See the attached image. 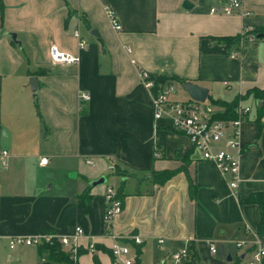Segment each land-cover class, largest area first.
Wrapping results in <instances>:
<instances>
[{"label": "crops", "instance_id": "crops-1", "mask_svg": "<svg viewBox=\"0 0 264 264\" xmlns=\"http://www.w3.org/2000/svg\"><path fill=\"white\" fill-rule=\"evenodd\" d=\"M185 1L190 10L182 8ZM241 1L249 16L211 14L222 0H0V153L8 152L0 155V264H38L36 247L9 249L12 237L70 236L77 227L84 251L77 264H94V257L119 264L103 220L107 184L122 203L109 232L142 240L140 246L121 241L130 248L128 258L135 260L138 249L140 259L168 255L160 263L166 264L191 244L201 264L246 263L249 247L237 250L235 243L253 241L245 228L255 231L259 213L241 202L264 192L257 110L239 126V147L226 149L240 166L233 191L187 137L154 121L139 80L140 71L178 78L207 89L210 101L237 99L238 106L250 102L256 109L253 97H241L264 87V37L254 38L264 29V0ZM76 31L85 41L82 50ZM244 34L247 40H235ZM52 46L80 62L53 65ZM31 77L38 81L36 100ZM175 85L172 99L190 100ZM81 93L89 95L87 102L79 100ZM42 158L46 166L39 165ZM166 171L174 174L159 182ZM102 177L104 185H89ZM92 242L93 254L85 249Z\"/></svg>", "mask_w": 264, "mask_h": 264}, {"label": "built area", "instance_id": "built-area-1", "mask_svg": "<svg viewBox=\"0 0 264 264\" xmlns=\"http://www.w3.org/2000/svg\"><path fill=\"white\" fill-rule=\"evenodd\" d=\"M211 14L224 16H249L250 13L242 10L241 0H222V4L218 8L210 10ZM105 15L115 31H120V26L116 20L114 12L106 8ZM74 36L78 40L77 47L82 50L85 47V41L79 36L78 32H74ZM50 60L53 65L61 67H70L78 65L80 58L77 55L60 52L56 47L52 46L49 52ZM139 80L142 87L149 93L153 110V119L155 122H165L176 133L188 138L194 150H196L201 159L212 165L220 176L226 180L228 186L236 191L241 182L240 166L237 158L232 156L226 149H236L239 147L240 131L239 126L245 120L249 113V108L237 106L234 110L235 119L222 121L215 119V115L219 109L206 101L197 103L193 100L175 101L173 96L177 92L174 83H168L156 88L154 82L150 80V75L144 71L139 72ZM227 85V83H224ZM89 95L85 93L79 94L81 102H87ZM221 148L218 149V146ZM217 148V150H215ZM2 158L8 156L7 151L0 153ZM47 158L39 161L40 166H46ZM105 210L104 225L107 235L112 239L110 246V254L112 258L119 264H133L134 260L128 258L130 248L128 244L121 241L126 240L135 246H140L142 240L137 236H116L109 231L114 219L120 215L122 211V203L117 196L114 186L107 184L104 193ZM248 234L253 236L251 242H236L235 247L241 250L249 247V256L246 264H264V237H260L255 231L245 228ZM83 237V231L77 227L70 236L58 237L53 233H42L37 237H12L8 241L10 250L20 247H39L43 244H52L57 241L62 249L69 253L73 264H77L78 251L80 250V239ZM163 241L159 240L158 244ZM88 253H95V244L89 243L86 246ZM211 254H216L213 245H209ZM187 248H184L172 254L171 260L173 264H179L186 257Z\"/></svg>", "mask_w": 264, "mask_h": 264}, {"label": "trees", "instance_id": "trees-1", "mask_svg": "<svg viewBox=\"0 0 264 264\" xmlns=\"http://www.w3.org/2000/svg\"><path fill=\"white\" fill-rule=\"evenodd\" d=\"M259 34L264 35V29H261L255 32L254 38L256 39V36ZM247 39H248L247 34L235 37V40H237V42L245 41ZM150 80L154 82L156 88L158 86H163L168 83L177 84L181 88L182 85L187 83L186 81L182 79H178V78H162V77H156V76H150ZM249 96L253 97L259 103V106H257L256 108L257 114L254 119V123H255V126L257 128L258 135H259L262 130V118L264 117V87L262 89L249 90L241 98L243 99ZM209 103L219 109V111L215 115V119L222 120V121H229V120H234L236 118L234 114V110L238 106L237 99L229 103L219 102V101H210ZM173 174L174 172L166 171V172L159 174L157 178H159L160 180L159 182H164L168 180ZM189 191H190L189 193L190 198L193 199L194 186L191 180H189ZM84 198H86L85 195H84ZM241 203L255 205L258 208L259 221L256 226L255 232L258 236L264 237V192L252 193L248 195ZM37 253H38L39 258L43 260L42 264H73L69 253L65 252L57 241L53 242L52 244L40 245L39 247H37ZM83 253L84 251L79 250L78 257L82 255ZM239 261H240V258H238L236 262H232L230 264H237ZM93 263L99 264L95 257L93 258ZM133 264H140V251L138 249H137V255H136V258ZM179 264H201L200 258L193 245L190 244L187 247L186 257L182 259V261Z\"/></svg>", "mask_w": 264, "mask_h": 264}, {"label": "water", "instance_id": "water-1", "mask_svg": "<svg viewBox=\"0 0 264 264\" xmlns=\"http://www.w3.org/2000/svg\"><path fill=\"white\" fill-rule=\"evenodd\" d=\"M182 8L186 9V10H190L192 8V5L188 1H185L182 4ZM9 37H10L12 42L16 43L15 35L10 34ZM263 37H264V35L259 34V35L256 36V39H261ZM29 85H30V88H31V91H32V96L31 97H32L33 100H36L37 88H38L37 78L31 77L29 79ZM181 88H182L183 92L188 95L190 100H193V101H195L197 103H204L207 100L208 90L205 89V88H202V87H200L198 85L190 84V83H186V84L182 85ZM105 183H106V180H105V178L102 177V178L98 179L97 181L91 182L89 185L91 187H96V186L104 185ZM227 262H231V258L230 257H227Z\"/></svg>", "mask_w": 264, "mask_h": 264}, {"label": "rangeland", "instance_id": "rangeland-1", "mask_svg": "<svg viewBox=\"0 0 264 264\" xmlns=\"http://www.w3.org/2000/svg\"><path fill=\"white\" fill-rule=\"evenodd\" d=\"M178 94H179V95H180V94L183 95V91H182V89L178 90ZM210 99H211V98H208L206 102L209 103V102H210ZM246 105H247L248 108H249L248 116H249V120H251V119H253V116L255 115V111H256V109L254 108V106L252 107V105H251L250 102L247 103ZM246 105H245V106H246ZM262 132H264V125H263V129H262V131H261V135H262ZM32 251H33V253L36 254V250H35V249L32 248ZM36 255H37V254H36ZM155 256H158V258L155 257V258L153 259V257H152L150 254H147V255H145V256H141V259H140V260H141V263H140V264H160V263L164 262V260L166 259V257H168V255H167L166 257H164V256L161 257V254H159V255H155ZM10 257H11V256L8 254V252H5V253H4V258H5L6 260H8ZM36 258H37V261H38L37 263H38V264H42V259L39 258L38 256H37ZM157 260H159V261H157ZM225 261H226V260H225ZM79 262H81V261H79ZM91 262H92V260H91ZM11 264H16V263L12 262ZM100 264H111V263H110V260L107 259V258H103V259L100 258ZM166 264H173L171 258L169 259V261L167 260V263H166ZM243 264H246V263L244 262Z\"/></svg>", "mask_w": 264, "mask_h": 264}]
</instances>
